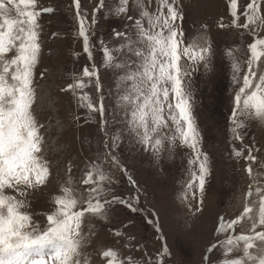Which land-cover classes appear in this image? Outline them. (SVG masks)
<instances>
[{"label":"snow or ice","instance_id":"1","mask_svg":"<svg viewBox=\"0 0 264 264\" xmlns=\"http://www.w3.org/2000/svg\"><path fill=\"white\" fill-rule=\"evenodd\" d=\"M74 6L76 34L90 64L62 91L71 92L78 106L86 110L85 122L99 117L103 151L87 161L79 180L69 168L41 224L29 210L28 197L47 186L51 166L44 155L45 126L34 111L35 76L42 51L40 21L55 9L43 6L41 0H0V264H91L93 253L88 248L95 236L94 222L107 221L114 203L132 212L144 211L134 206L139 203L138 191L127 199L113 193L112 167L128 172L115 155L126 138L156 161L177 147L188 149L190 179L183 196L187 199L189 192L195 196L198 189V203H203L210 164L193 113L191 77L201 67L211 70L210 38L201 37L202 42L185 39L179 0H116L111 6L99 0L90 17L81 0H74ZM228 8L230 24L221 22L218 27L243 30L252 38L246 53L235 47L225 53L233 86L231 155L244 161L249 184L241 214L218 218L204 261L264 264V156L254 143H243V131L251 120L264 123V0H250L243 10L239 0H229ZM101 12L103 18L123 21L122 29L113 27L111 31L115 44L103 37L93 43ZM102 69L113 77L107 89L101 80ZM106 100L112 103L106 106ZM116 124L120 126L114 128ZM127 179L134 188L139 187L130 174ZM242 221L250 227L238 233ZM114 235L123 237L125 233L116 230ZM133 240L128 237L125 247L139 250ZM98 254L104 264H164L170 253L165 245L155 260L146 251L143 258L123 256L121 249L112 246H103Z\"/></svg>","mask_w":264,"mask_h":264},{"label":"rangeland","instance_id":"2","mask_svg":"<svg viewBox=\"0 0 264 264\" xmlns=\"http://www.w3.org/2000/svg\"><path fill=\"white\" fill-rule=\"evenodd\" d=\"M228 2L179 0L184 15L182 27L185 39L202 42L201 37H208L214 53L211 70L205 71L201 67L191 77L193 113L201 133L202 149L208 154L210 164L202 205L198 203V189L195 196L190 192L187 199L183 196L190 179L188 149L177 147L171 155L165 153L160 161H156L143 148L124 139L115 155L128 172L112 167L111 174L115 181L113 193L127 199L138 191L139 203H134V206L144 211L132 212L123 204H112L109 219L94 222L95 236L88 248L93 253L91 264H104L103 257L98 254L103 246L121 249L123 256L138 258H143L146 251L155 260L165 245L170 254L165 255L164 264H205L204 256L214 241L218 218L222 215L228 219L235 218L243 211L249 179L243 170L244 161L231 155L233 86L231 65L225 53L232 47L238 48L241 54L246 53V45L252 38L243 30L218 27L221 22L230 24ZM248 2L250 0H239L241 10ZM41 3L55 9L51 14H44L40 21L42 51L36 67L37 95L34 104V111L45 126L42 129L44 155L50 162L51 177L46 187L32 192L28 199L34 219L43 224L44 214L52 209V197L67 179L69 168L70 174L79 180L87 161L103 151L104 135L99 117L85 122L86 110L78 106L71 92L62 91L85 65L90 64L83 52L82 39L76 34L78 25L74 0H41ZM98 3L99 0H81V6L89 17ZM115 3L116 0H105L109 6ZM99 15L101 19L95 26L93 43L103 37L109 44H115L111 31L113 27L122 29L123 21L114 17L103 18V12ZM95 59L99 65V49L95 51ZM112 79L111 73L101 70L105 89ZM92 94L95 98L94 90ZM105 103L107 106L112 102L106 100ZM119 126L116 124L113 127ZM243 136L245 145L254 143L261 150L259 155L264 156V123L251 120ZM236 144L239 146L240 141H236ZM128 174L138 188L129 183ZM197 208L201 210L197 211ZM148 220L154 223L150 224ZM249 227L247 221H242L237 232H246ZM116 230L125 235L116 237ZM128 237H134L133 244L139 246V250L125 247ZM213 259H216L215 255Z\"/></svg>","mask_w":264,"mask_h":264},{"label":"bare ground","instance_id":"3","mask_svg":"<svg viewBox=\"0 0 264 264\" xmlns=\"http://www.w3.org/2000/svg\"><path fill=\"white\" fill-rule=\"evenodd\" d=\"M70 93V92H69ZM63 137V136H62Z\"/></svg>","mask_w":264,"mask_h":264}]
</instances>
